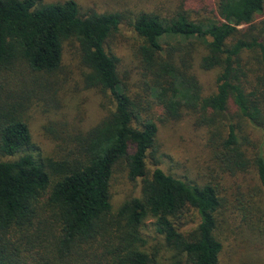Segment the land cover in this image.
<instances>
[{
    "label": "trees",
    "instance_id": "16d2710c",
    "mask_svg": "<svg viewBox=\"0 0 264 264\" xmlns=\"http://www.w3.org/2000/svg\"><path fill=\"white\" fill-rule=\"evenodd\" d=\"M215 12L199 21L182 8L168 16L135 15L131 25L151 75L147 93L173 117L180 107L220 116L231 103L264 131V18L254 22L264 15V0H218ZM125 17L122 11L82 14L75 0H0V153L19 154L0 160V264H158L159 249L148 251L141 232L148 220L169 252L164 264H221L217 187L146 169L157 126L142 116L119 59L105 48ZM73 39L87 68L86 86L107 94L113 108L43 155L32 142L26 111L35 96L52 90L64 42ZM193 42L204 48L200 67L218 69L215 91L207 95L189 71ZM221 147L225 171L253 167L264 202L261 149L248 157L232 124ZM123 160L140 192L114 208L110 179Z\"/></svg>",
    "mask_w": 264,
    "mask_h": 264
},
{
    "label": "rangeland",
    "instance_id": "374dc122",
    "mask_svg": "<svg viewBox=\"0 0 264 264\" xmlns=\"http://www.w3.org/2000/svg\"><path fill=\"white\" fill-rule=\"evenodd\" d=\"M62 2L64 0H42ZM82 14L90 11H122L126 14L119 27L106 40V51L115 55L120 76L129 93L140 103L142 116L151 117L157 126L156 152L148 154L146 169L155 167L194 183L210 182L223 198L220 209L219 237L223 244L221 264H264V202L261 201L260 185L253 167L230 174L220 163L221 141L227 136L228 126L236 128L243 140L248 157L261 149L264 155V131L241 117L236 107L229 103L220 116L212 115L210 109L199 110L180 107L176 117L165 110L148 95L147 83L150 73L145 69L139 52L142 39L131 23L139 11H154L161 16L173 15L184 9L192 19L205 20L216 17L218 0H75ZM264 15L257 17L259 22ZM172 42V41H171ZM204 48L193 42L189 71L196 76L203 95L215 91L218 69L204 70L200 58ZM253 68L254 58H247ZM87 68L81 63L77 41L64 42L62 64L54 76L52 92L35 96L26 111L32 142L43 155H51L61 138L86 131L99 122L111 108V98L100 89L87 87L84 73ZM146 71V73H145ZM145 73V74H144ZM19 154L4 155L0 160H10ZM157 162V164H155ZM111 202L117 208L125 199L139 195L140 181L130 180L126 162L118 163L110 179ZM192 219V211L187 212ZM195 220V218H194ZM148 220L141 229L147 240V250L159 249L158 264H164L168 251L162 237Z\"/></svg>",
    "mask_w": 264,
    "mask_h": 264
}]
</instances>
